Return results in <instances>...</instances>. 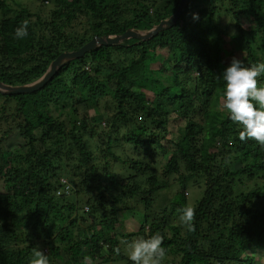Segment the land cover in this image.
Returning a JSON list of instances; mask_svg holds the SVG:
<instances>
[{
    "label": "trees",
    "instance_id": "obj_1",
    "mask_svg": "<svg viewBox=\"0 0 264 264\" xmlns=\"http://www.w3.org/2000/svg\"><path fill=\"white\" fill-rule=\"evenodd\" d=\"M11 1L0 0V82L11 86L34 82L58 55L94 36L147 30L179 3ZM222 17L230 22L220 25ZM24 25L28 34L17 39L14 30ZM159 50L166 57L154 69ZM233 58L245 67L264 62V0H187L176 23L155 37L98 47L64 65L34 93L0 95L14 102L12 122L0 117L1 138L22 116L16 128L25 141L10 152L0 144V264H30L33 248L50 264H86L85 257L96 264L95 258L109 262L117 254L132 264L121 241L153 234L163 237L161 264H264L250 252L264 254V147L241 141L240 128L219 107L222 72ZM257 86L264 87V75ZM47 95L79 103L107 97L109 103L106 112L68 126L44 112ZM101 118L109 126L100 131L108 154L102 157L87 140ZM119 138L123 159L112 149ZM154 154L159 163H145ZM111 158L120 160L124 177L111 170ZM156 165L165 177L177 174L181 190L190 183L202 190L191 206L193 231L169 221L168 215L177 217L188 206L183 195L182 203L162 210L167 218L150 220L146 213L169 185ZM138 204L145 212L137 231L117 233L120 213L135 212ZM85 216L91 222L80 228Z\"/></svg>",
    "mask_w": 264,
    "mask_h": 264
},
{
    "label": "rangeland",
    "instance_id": "obj_2",
    "mask_svg": "<svg viewBox=\"0 0 264 264\" xmlns=\"http://www.w3.org/2000/svg\"><path fill=\"white\" fill-rule=\"evenodd\" d=\"M9 3H11V0H7ZM229 23L230 20L226 17H222L221 19V24L220 25H225L226 23ZM153 27V26H152ZM151 27V28H152ZM150 29V28H149ZM147 29V30H149ZM146 31V30H143ZM229 33H232V30H228ZM229 49L230 50H234V44L230 43L229 44ZM166 57V52L159 50L156 53V59H154L153 63H152V68H158L161 64L162 61L164 60V58ZM44 104H45V108H44V112H46L47 114L52 115L54 118H58L60 121L64 120L65 122L68 123V126L70 124H72L73 122H77L81 119L82 116H87V117H93V114H99L102 113L103 111L106 112V109L108 108V99L107 97H98L97 100L95 102H90L87 101V103H79L76 101H72L69 98H66L65 95L61 96V97H51L49 95L44 96L42 98ZM73 102V103H72ZM3 99L0 98V117L1 116H5L8 121L11 123L12 120L10 118V116L13 113V108H14V102L10 101L6 104ZM4 106L5 109H2V107ZM64 114V115H63ZM111 114V113H109ZM61 115V116H59ZM108 117V114L107 116ZM23 117L22 116H16L14 118V122H13V129H11L10 134L5 138L2 139V130H4L3 124H1L0 126V144L8 151H15V150H19L20 147H22L24 145V140L22 139L19 130L16 128V124L19 122H22ZM99 120V119H98ZM97 120V121H98ZM100 123L97 126V133L93 134L92 137H87L88 140V144L90 147L94 148L97 147L95 149L96 153L99 154V156H103L108 155L105 152H102L105 147H106V137L103 134H100V131H106L108 129L109 126H107V122L105 119L101 118V120L99 121ZM121 135V133H120ZM122 137V136H121ZM121 143H122V138H119V140L114 144V146H112L113 152H115L116 155H118L120 158H124V156L122 155V151H121ZM65 149H61L60 151L63 152ZM111 163H112V171H114L115 173H117L120 177H124L126 174V171H123L121 169V162L119 159H115L112 160V158L110 159ZM160 160V156L158 154H154L152 156V158H146L145 159V163H154V164H158ZM70 166L76 164L74 162L69 163ZM156 169H157V174L164 179L168 180V186L166 189L157 192L156 194V202L154 203V205L152 206V208H150V210H146L150 216V220L155 219V218H159L161 220V218L166 217L167 218V211L166 213H164L162 210L163 209H169V206L171 205V202L173 203H182V199H180L179 196L183 195L185 197V201L186 204L188 206H192L195 204V202L201 197L202 195V190H200L199 188H197L198 186H193V184L190 183V185L186 186L185 190H181L182 187L180 185L179 182H177V174H172V175H167L166 177L163 175V170L161 169L160 165H156ZM180 172H183V170H181ZM179 173V172H178ZM185 173V172H184ZM4 191L3 189H1V183H0V192ZM138 208L136 209L137 211L135 212H131L129 210H124L123 213H120V218H119V224L115 225V230L117 233H129V232H134L137 231V229L139 228V222L142 218V213L145 212V210L143 211V207L141 206V204H138L137 206ZM86 207H83V210L86 211ZM79 213V212H78ZM80 214V213H79ZM75 214L71 215V218H74ZM170 218V224H176L179 225V221H178V216H169ZM85 221L84 222H78V225L80 226V228H85L86 226H88L91 222V219L87 216H85ZM179 227H181L179 225ZM76 230V229H74ZM180 230L182 231L183 229L180 228ZM80 234H82V232L80 231ZM169 235V234H168ZM125 250L123 252V255L128 257L127 255V250L126 247L124 248ZM250 252L253 253L254 256H260L262 258V262H264V254L255 250H250ZM104 253V252H103ZM105 254V253H104ZM106 255V254H105ZM113 258V257H112ZM115 259L109 262H102V259L99 258H95V262L96 264H125L124 260H121L120 256L117 254L114 257ZM166 259V258H164ZM50 264V261H49Z\"/></svg>",
    "mask_w": 264,
    "mask_h": 264
},
{
    "label": "clouds",
    "instance_id": "obj_3",
    "mask_svg": "<svg viewBox=\"0 0 264 264\" xmlns=\"http://www.w3.org/2000/svg\"><path fill=\"white\" fill-rule=\"evenodd\" d=\"M193 14V19H196ZM28 34L27 26L14 30L19 39ZM264 75V62L245 67L241 60L233 58L222 72L223 88L219 107L227 114V118L240 128L239 139L253 140L264 147V87L257 86V77ZM195 210L186 206L180 210L179 225L186 232L194 230ZM127 250L128 260L132 264H161L165 256L163 237L153 234L147 239L121 241ZM86 264H92L90 257H85ZM30 264H49V258L36 248Z\"/></svg>",
    "mask_w": 264,
    "mask_h": 264
},
{
    "label": "water",
    "instance_id": "obj_4",
    "mask_svg": "<svg viewBox=\"0 0 264 264\" xmlns=\"http://www.w3.org/2000/svg\"><path fill=\"white\" fill-rule=\"evenodd\" d=\"M187 5V0H179L176 11L167 19L161 21L159 24L153 26L149 30L128 29L121 35H112L99 37L94 36L90 41L84 44L81 48L75 51L63 52L58 55L47 67L45 73L32 83L11 86L0 82V95H17V94H31L40 90L49 82L53 76L67 63L82 58L86 53L102 47L119 45L123 41L135 39L139 41H147L155 37L159 32L171 28L177 21L179 15L184 11Z\"/></svg>",
    "mask_w": 264,
    "mask_h": 264
},
{
    "label": "built area",
    "instance_id": "obj_5",
    "mask_svg": "<svg viewBox=\"0 0 264 264\" xmlns=\"http://www.w3.org/2000/svg\"><path fill=\"white\" fill-rule=\"evenodd\" d=\"M62 182L65 183L64 180H62ZM68 189H69V186L66 184L64 188V193H68ZM57 193L59 194L60 192H57Z\"/></svg>",
    "mask_w": 264,
    "mask_h": 264
}]
</instances>
